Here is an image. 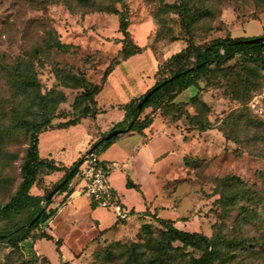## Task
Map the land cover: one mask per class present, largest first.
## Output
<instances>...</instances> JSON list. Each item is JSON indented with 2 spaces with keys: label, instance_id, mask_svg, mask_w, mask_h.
<instances>
[{
  "label": "rangeland",
  "instance_id": "obj_1",
  "mask_svg": "<svg viewBox=\"0 0 264 264\" xmlns=\"http://www.w3.org/2000/svg\"><path fill=\"white\" fill-rule=\"evenodd\" d=\"M178 1L126 0L124 14L132 40L150 48L114 66L122 44L119 39L123 38L118 31L116 15L82 8L70 10L60 2L36 9L27 1L0 0V66L4 60L12 57L26 59L34 53L43 32L41 21L52 26L62 42L76 45L70 53L50 50L44 53L42 65L35 63L34 66L42 92L54 87L65 97L56 110L59 116L52 120L56 123L77 116L74 102L82 92L72 84H64L65 73L84 75L91 82L99 83L105 71L114 67L95 96L97 104L106 108L111 103H123L140 95L145 87L164 76L166 72L157 70L159 64L182 49L186 40H191L195 46H204L224 37L227 32L242 39L264 33V0H188L195 17L186 25L175 13L165 12L161 7L162 2ZM116 7L123 10L120 4ZM56 69L62 70L60 77L56 76ZM5 81L4 73L0 72V128L12 118L5 102L9 96ZM192 97H197L209 107L205 118L210 125L203 130L188 124L185 117L184 113L194 115L198 111L192 104ZM159 105L169 118L179 119L164 125L161 118L163 121L165 118L160 110L153 107L154 116H161L154 120L152 132H146L147 136L154 135L149 145L159 157L154 155V166L144 152L130 160L127 158L145 136L138 133L116 135L106 149L94 152L99 160L105 157L114 161L108 181L115 192H122L121 184L125 181L122 174L128 172L133 180L143 184L151 198L156 194L147 211L140 213V220L123 207L127 212L126 221L120 228L109 230L104 241V233L98 234L99 231L109 227L118 215L112 208L98 204L90 206V197L77 189L76 173L69 182L73 185L70 195L65 199L58 197L59 194L53 196L49 207L57 208V211L35 231V234H46L52 238L27 239L19 244L18 249L0 243V264H19L20 261H25V264H122L126 259L130 264H142L144 257L135 234L143 221L157 225L156 214L169 218L178 228L207 236L218 224L234 228L240 213L239 206L246 203L239 200L226 207L222 205L221 195L231 189L221 185L220 180L227 175L237 176L246 187L261 196L257 206L258 218L242 228L248 231L249 236L264 234V65L230 60L214 73L199 77L196 85L181 90ZM150 109L145 108L140 117L150 114ZM115 112L116 109L100 112L99 121H107ZM226 116L228 119L222 121ZM94 119L84 117L68 129L40 132L38 152L44 155L47 149L63 146L65 151L61 150L60 157L75 155L87 132H94ZM26 142L27 136L16 129H11L0 141V204L8 200L20 181ZM144 160L147 165L140 164ZM150 165L155 174L148 181L146 169ZM41 179L45 190L32 187V193L50 192L58 180L47 175ZM122 197L135 210L145 207L144 200L134 188L124 192ZM95 219L98 220L97 226ZM109 241H117L115 254L120 255V259L110 262L98 260L96 254ZM189 250L196 256L199 254Z\"/></svg>",
  "mask_w": 264,
  "mask_h": 264
},
{
  "label": "trees",
  "instance_id": "obj_2",
  "mask_svg": "<svg viewBox=\"0 0 264 264\" xmlns=\"http://www.w3.org/2000/svg\"><path fill=\"white\" fill-rule=\"evenodd\" d=\"M23 1L29 2L36 9H44L48 3L60 2L70 10L82 8L90 12L101 11L116 15L118 31L121 32L123 38L119 39L122 44L117 52L114 66L130 56L143 53L150 48L147 44L138 45L132 40L128 31L126 14H124L126 0ZM116 4H120L123 10L118 9ZM161 5L163 11L175 13L184 25L190 23L195 17L188 0H179L173 3L162 2ZM41 23L43 32L38 45L34 47V53L28 55L26 59L12 57L11 60H4L5 64L0 66V72L4 73L6 80L4 85L9 93L5 102L12 114V118L5 121L0 128V141L11 129H16L19 133L27 136L25 154L20 165V181L8 200L0 204V243L12 249H18L19 244L27 239L52 238L46 234H35V231L41 223L46 224L57 211V208L49 207L53 197L44 201L49 190L41 194L32 193L31 189L35 187L42 191L45 190L41 177L55 171H62V176L51 186L53 189L84 155L69 167L52 158L42 157L38 152L39 133L54 128L67 129L77 124L80 118H94L96 114L104 112L105 110L98 107L95 96L102 89L108 74L114 68H108L99 83L91 82L84 75L65 73L63 75L64 84H72L82 90L74 102L77 116L61 122H52L59 116L56 110L58 104L63 102L65 97L54 87L42 92L34 66L35 63L42 65L44 53H48L50 50L70 53L76 48V45L62 42L52 26L43 21ZM239 39L242 37H233L227 32L224 37L214 39L204 46H195L191 40H186V45L182 49L171 54L163 63L159 64L158 72H166V74L155 81L150 88L164 83L147 99L140 110L137 109V104L144 94L125 104L118 105V108L124 111V116L121 121L114 124L111 130L125 129L130 126L125 133L141 134L152 122L154 106L160 110L159 113L167 123L173 124L179 117L169 118L161 110L162 107L159 104L169 101L181 90L196 85L199 77H206L214 73L216 69H221L230 60L264 65V42L240 44L237 43ZM191 67L192 69H189ZM56 72V76L60 77L59 73H62V70L56 69ZM162 101L164 102L162 103ZM191 101L198 111L194 115L184 113L187 122L199 130H203L210 125L205 118L209 107L197 97H192ZM147 107H151V113L141 118V112ZM228 117L226 116L222 121L227 120ZM106 134L107 132L101 133L85 153L106 149L115 138L113 136L103 140L102 138ZM77 171L78 168L70 174L68 180L54 195L66 192L63 199L66 198L71 192V189L67 190L69 182ZM220 181L223 187H231L229 192L222 194L219 199L223 206L235 204L239 200L246 203L239 206L240 213L234 228H224L222 224H218L214 226L211 235L207 236L200 232L178 228L170 219L156 217L157 225L143 222L135 234L139 239V247L144 257L142 264H264V234L249 236L248 231H244L242 228L244 225L253 224L258 218L257 206L261 202V196L255 190L246 187L237 176L227 175ZM126 186L134 187L140 191L139 186L129 179L126 180ZM235 186L238 188L234 189ZM91 206H94L93 202H91ZM35 216H38L37 219L30 223ZM122 220L123 218L117 217L116 223ZM58 241L59 239H56V242ZM104 244L106 245L104 249L96 254L98 260L110 262L120 259V255L115 254L118 246L117 241H109ZM31 249L33 250L32 247ZM189 249L195 250L199 254L196 256ZM44 259L46 258L44 257ZM19 264H25V261H20ZM122 264H130V262L126 259L122 261Z\"/></svg>",
  "mask_w": 264,
  "mask_h": 264
},
{
  "label": "crops",
  "instance_id": "obj_3",
  "mask_svg": "<svg viewBox=\"0 0 264 264\" xmlns=\"http://www.w3.org/2000/svg\"><path fill=\"white\" fill-rule=\"evenodd\" d=\"M234 37V36H233ZM146 51H149V49H147ZM145 52V51H144ZM152 53V52H151ZM153 54V53H152ZM157 63V62H156ZM153 85V84H152ZM151 85V86H152ZM104 86V85H103ZM150 86V87H151ZM150 87H145V89H143V91H141V94L140 95H142V94H144V92H146ZM103 88V87H102ZM140 95H135V96H132L128 101H126V102H123V103H111V104H109V106L108 107H101V106H99L98 104V107L99 108H101L102 110H105L104 112H106L108 109H116V112H115V114L112 116V117H109V119L107 120V121H103V122H101V121H99V113L98 114H96V116H95V119L93 120L94 122H95V127H94V132H87V134L85 135V137H84V139H82L81 140V143H79V145L77 146V148H76V153H75V155H71L70 157H65V156H61L60 157V153H62V151H65V147H63V146H61L60 148L57 146V147H53V149H51V150H49V149H47V151H46V153L44 154V155H41L40 153V156H42V157H48V158H52V159H54L56 162H60V163H63L65 166H67V167H69V166H71L80 156H82L85 152H86V150L88 149V147H89V145L93 142V141H95V140H97L98 139V137H99V135L101 134V133H103V132H108V131H110L112 128H113V126H114V124L115 123H117V122H119V121H121L122 119H123V116H124V111L122 110V109H120V108H118V105H121V104H125V103H127V102H129L131 99H133V98H136V97H138V96H140ZM156 117H160L161 118V116H159V114L157 115H155V116H153V119H152V122H151V124L148 126V127H146L144 130H143V132L141 133V135H145L143 138H141L139 141H138V143H137V145L135 146V149H134V151L133 152H131V154L129 155V156H127V158L130 160V158H132V156H135V155H137L139 152H144L145 153V156H147V157H149V160H151L152 159V165L154 166L155 165V163H156V160L154 159L155 157H154V155H156L157 156V153H153V151H151V149L149 148V145H150V143H151V141H152V138H153V133H151L149 136H147L146 135V132L147 131H149V133L150 132H152V129H153V123H154V120L156 119ZM161 120H162V122L164 123V125H169L167 122H165V121H163V119L161 118ZM71 127V126H70ZM69 127V128H70ZM68 129V128H67ZM127 135H134V133H128ZM115 143H112V145H114ZM38 145H39V142H38ZM150 149V150H149ZM62 150V151H61ZM59 151H61V152H59ZM59 153V154H58ZM105 153V152H104ZM58 154V155H57ZM146 157H144V159H145ZM157 158H159L158 156H157ZM101 160L102 161H105V162H109V163H113L114 161L113 160H110V159H108V158H105V157H102L101 158ZM141 163V165H144L143 163H145L146 165H147V163H146V160H144V162H142V161H140ZM129 164L130 165H132V161H129ZM112 170V169H111ZM112 172V171H111ZM62 174H63V172L62 171H55V172H52L51 174H48L47 175V177H49L50 179H59L61 176H62ZM111 174V173H110ZM155 173H154V171L152 170V167H151V165H150V167L149 168H147L146 169V179L149 181V180H151V177L154 175ZM122 176L124 177V182H122V184H121V187H122V192L120 193V192H118V191H116V192H118L117 194L119 195V201H120V203H121V205L125 208V209H127V211L129 210V211H131V212H129V213H131V214H135L136 216H137V218L140 216V213H144V212H146L147 211V206H149L150 205V203L152 202V201H154L155 200V197H156V194L155 195H153V197L151 198V196L152 195H150V194H148V193H146V191H145V189L143 188V184L140 182V181H137V179H136V181L135 180H133L131 177H130V174L128 173V172H124L123 174H122ZM127 179H129V180H131L132 181V183H134V184H137L138 186H139V188H140V191H138V190H136L134 187H127L126 186V180ZM78 183H76V185H77V187L78 186H80L81 185V182L79 181V179H78V181H77ZM132 188H134L136 191H138L139 192V194L141 195V197H142V199L144 200V204H145V207H144V209H142V210H135L134 209V207H131L130 205H128V203L127 202H125L124 201V199H122L123 197H122V194H124V192H127V191H130ZM72 190L73 189V185L70 183L69 185H68V189L67 190ZM65 194H66V192H63V193H61V194H59V196L58 197H60V198H64V196H65ZM70 194H68L67 196H69ZM66 196V197H67ZM87 196V195H86ZM147 202V203H146ZM91 206V205H90ZM92 209V208H91ZM159 214H156L155 215V217H160V218H162L161 216H158ZM117 219V218H116ZM116 219L114 220V222H112L111 223V225L109 226V227H106V228H103V229H101L100 231H99V233L98 234H103L104 233V235H103V238H104V241L105 240H107V238H105V235L109 232V230H113V229H118V228H120L121 227V224L122 223H124L125 221H126V218H124L123 220H122V222L121 223H116ZM139 220H140V218H138ZM164 219H169V218H164ZM143 222H145V221H143ZM143 222H141V223H143ZM94 223H95V225L97 226L98 225V220L97 219H95L94 220ZM140 223V224H141ZM140 224H139V226H140ZM139 226H138V228H139Z\"/></svg>",
  "mask_w": 264,
  "mask_h": 264
},
{
  "label": "built area",
  "instance_id": "obj_4",
  "mask_svg": "<svg viewBox=\"0 0 264 264\" xmlns=\"http://www.w3.org/2000/svg\"><path fill=\"white\" fill-rule=\"evenodd\" d=\"M83 156L77 171V177L81 182L77 187L78 191L90 197L94 204L112 208L118 217L124 218L127 212L108 181L112 164L99 160L94 152L85 153Z\"/></svg>",
  "mask_w": 264,
  "mask_h": 264
},
{
  "label": "water",
  "instance_id": "obj_5",
  "mask_svg": "<svg viewBox=\"0 0 264 264\" xmlns=\"http://www.w3.org/2000/svg\"><path fill=\"white\" fill-rule=\"evenodd\" d=\"M257 42H264V35L262 36H257V37H253V38H246V39H239L237 40V43H257ZM189 69H192L189 68ZM164 82L160 83V84H157L155 86H153L152 88H150L149 90H147L144 95L142 96V99L138 102L137 104V109L140 110L143 106V104L147 101V99L163 84ZM130 128V126H128L127 128L125 129H113V130H110L107 132V134L102 138L103 140L104 139H108L110 137H113V136H116V135H119V134H123L125 133L128 129ZM87 153H90L87 152ZM86 153V154H87ZM84 156L81 157L80 160H78L74 165L73 167L71 168L70 172L47 194V196L45 197V200L44 201H48L49 199H51L54 194L60 189L61 185H63L69 178L70 174L76 169L79 167V165L81 164L82 162V159H83ZM38 216H35L31 221L30 223L34 222L36 219H37Z\"/></svg>",
  "mask_w": 264,
  "mask_h": 264
}]
</instances>
